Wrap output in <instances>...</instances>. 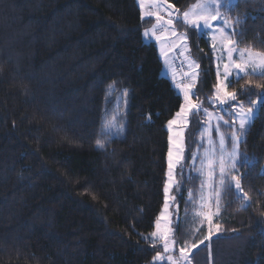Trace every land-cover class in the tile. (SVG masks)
Returning a JSON list of instances; mask_svg holds the SVG:
<instances>
[{"label": "trees", "instance_id": "obj_1", "mask_svg": "<svg viewBox=\"0 0 264 264\" xmlns=\"http://www.w3.org/2000/svg\"><path fill=\"white\" fill-rule=\"evenodd\" d=\"M196 2L168 0L181 12ZM224 8L241 20L237 44L264 51V0ZM154 23L138 0H0V264H168L153 261L163 246L146 237L165 203L167 122L184 99L163 75L157 43L142 35ZM176 24L200 66L193 99L215 108L210 41L182 18ZM247 79L264 83L259 75L232 79L230 91L239 93ZM125 89L123 136L100 137ZM238 99L251 106L248 96ZM190 121L185 164L188 150L200 148L206 116ZM239 152L253 161L237 164L251 207L226 189L216 220L224 238L194 249L192 264H264V110ZM177 178L179 248L198 243L207 227L193 219L203 178L187 169Z\"/></svg>", "mask_w": 264, "mask_h": 264}, {"label": "snow or ice", "instance_id": "obj_2", "mask_svg": "<svg viewBox=\"0 0 264 264\" xmlns=\"http://www.w3.org/2000/svg\"><path fill=\"white\" fill-rule=\"evenodd\" d=\"M235 2L236 0H197L181 14L174 5L168 3V0H139L143 17H151L156 21L151 29L143 32L144 38L163 40L164 36L157 35V32H164L169 29L173 25L171 17L177 14L181 16L182 22L186 26L201 34L210 33L208 39L211 50L218 53L216 59L220 62L217 64V73L220 78L215 86V94L210 98V101L222 108L227 106V109H231V111L225 110L231 120H224L223 115L209 112L203 108L202 102L193 99L195 96L193 89L198 76L195 70L183 74L187 82L181 80L177 83V87L183 91L184 103L180 110L175 113V118L167 122L168 130L171 133L169 136L171 146L167 153L168 173L167 184L164 188L165 203L159 218L155 221V230L146 237L153 242V248L156 247L157 242L162 243L163 246V251L157 252L153 257L154 262L167 261L168 264H191V249L199 250L200 246L210 248L214 236L216 239L224 238L221 234L222 226L214 221L219 218L221 195L226 189L235 191L236 199L241 202L242 208H249L252 204L251 197L244 191L239 177L233 175V172L237 170L238 163L242 165L253 163L247 157L243 160L239 159L241 155L239 145L245 138L246 132L251 129L258 118V113L264 110V83L254 84L251 79H247L245 84L241 85L238 93L236 89L229 90L228 81L231 78L235 82L253 75L264 77V51L254 50L251 47L239 48L237 41L229 35V32L235 33L234 25L241 23V20L239 17L235 20L226 17L220 9L222 6L231 9L235 6ZM161 12L166 13L169 18L166 19ZM220 24H223L224 27H221ZM171 35L182 39V41L187 39L186 33L178 36L175 30L171 31ZM171 47H176V45L172 44ZM234 54L236 58H234ZM187 67L198 69L199 64L192 60L187 64ZM221 67L223 69L222 75L220 73ZM255 89H259V91H255ZM239 94L249 97L250 107H245L244 102L238 99ZM252 95H255L256 99H251ZM127 96V90H122L116 108L112 112L106 111V118L102 121L98 133L100 137L113 139L123 136L125 125L122 119L126 113L120 112L119 108L121 106L127 107ZM106 100L111 102L112 97L106 96ZM200 112H203L208 118L204 123L203 131L200 133V139L202 142L206 141V145L201 144L203 152H200L199 148L195 151L189 149L188 158L191 163L185 164L184 134L191 122L190 117ZM221 122L232 131L227 134L220 131ZM213 129L217 133L216 139H213ZM229 140L231 141V151L228 150ZM96 144L99 149H103L105 140L98 138ZM177 169H179L180 174H184L186 169L190 172L194 170L203 178L200 185L199 203L196 205L199 211L193 212V218L198 219L202 225L206 223L207 234L198 243L189 245L185 242L184 246L178 248L179 255L174 256L173 252L177 250V245L175 237L172 235L173 228L170 224L169 209L170 202L174 203L176 198L169 194L171 190L179 186L175 174Z\"/></svg>", "mask_w": 264, "mask_h": 264}, {"label": "rangeland", "instance_id": "obj_3", "mask_svg": "<svg viewBox=\"0 0 264 264\" xmlns=\"http://www.w3.org/2000/svg\"><path fill=\"white\" fill-rule=\"evenodd\" d=\"M225 6H222L220 11L226 16V11H225ZM179 13L182 14L181 11H179ZM165 18H169L167 17V14L165 13ZM173 19V25L169 28V29H166L164 32H157V35H162L164 36V39L163 40H158L159 41V44L161 46L160 48V54H161V57L163 59V62H164V68H163V75L169 77L175 84V86L177 87V83L180 82L181 80H184L185 82L186 81V78L184 79L183 77V74L178 72L176 70V64L177 62L179 61V59H182V58H185L186 59V62L187 64L194 60L197 64H199L197 62V60L194 58L193 54L191 53V50H190V46H189V39H188V35H187V39L186 41H182V39H178L177 37H174L171 35V31L172 30H175V32L177 33L178 36H180L181 34H184L185 32H182L181 30H179L178 26H177V22L181 19V16L179 14L175 15L174 17H171ZM214 23H218V22H214ZM155 24V23H154ZM221 27H224L223 24H220ZM225 31H228V29H225ZM201 34V33H200ZM205 35L207 38H208V35L209 34H203ZM229 35L231 36L232 39L235 40V37H234V34L229 32ZM148 40V38H146ZM236 41V40H235ZM174 44L176 45V47H171V45ZM237 47L239 48H245V47H242V46H239L237 44ZM165 53H167V55H165ZM218 55V53H214V57H215V63H216V70H217V64L220 63L219 61H217L216 59V56ZM179 58V59H178ZM234 58L235 57V54H234ZM195 70L198 75H199V71H200V66L198 69H190L188 67L187 71L185 73H189L191 71ZM220 73L222 75L223 73V69L222 67L220 68ZM218 74V73H217ZM198 78V76H197ZM220 77H218L219 79ZM231 78L230 80L228 81V85H230L231 83ZM178 91L183 95V91L181 88H178ZM194 90V89H193ZM230 90V89H229ZM215 94V93H214ZM214 96V95H213ZM245 107H248V106H245ZM209 112H213V113H218L220 115H223L224 117V120H231V117L229 115H225L223 113L222 110H226L227 109V106H225L224 108H222L221 106L219 105H215V108H206ZM228 111H231V109H227ZM175 118V117H174ZM207 116H206V121H207ZM204 127V126H203ZM203 131V130H202ZM220 131L224 132V133H229L232 131V129L228 128L226 125H224L222 122H221V127H220ZM171 135V133H170ZM212 135H213V139H216L217 138V133L215 131V129H213V132H212ZM185 136V134H184ZM201 143H204L206 145V141L202 142L200 140ZM201 143H200V152H203V147L201 146ZM171 146V145H170ZM228 150L231 151V141L229 140L228 141ZM184 157H185V153H184ZM197 165H198V162H197ZM176 179L178 180L177 178V175H178V169L176 170ZM233 175L239 177V171L236 170L233 172ZM240 179V178H239ZM178 190L177 188L173 189L170 191V196H175V202L172 203L170 202V209H169V213H170V224H171V227L173 228V233L172 235H174V221H175V218H176V214H177V209L176 208V205H178ZM223 194V193H222ZM221 207H222V195H221V205H220V211H221ZM195 211H199V208L196 207V209L194 210ZM194 219V218H193ZM194 221L198 222L200 225H202L200 223V221L198 219H194ZM216 222V221H214ZM206 224V223H205ZM190 245V244H189ZM184 246V245H183ZM194 249H191L190 250V260H191V254H192V251ZM173 255L174 256H178L179 253H178V247H177V250L173 252ZM191 264H192V260H191Z\"/></svg>", "mask_w": 264, "mask_h": 264}, {"label": "built area", "instance_id": "obj_4", "mask_svg": "<svg viewBox=\"0 0 264 264\" xmlns=\"http://www.w3.org/2000/svg\"><path fill=\"white\" fill-rule=\"evenodd\" d=\"M175 66H176V70L182 74H184L188 69L187 62H186L185 58L179 59V61L177 62V64ZM183 77H184V75H183ZM184 79H185V77H184Z\"/></svg>", "mask_w": 264, "mask_h": 264}, {"label": "crops", "instance_id": "obj_5", "mask_svg": "<svg viewBox=\"0 0 264 264\" xmlns=\"http://www.w3.org/2000/svg\"><path fill=\"white\" fill-rule=\"evenodd\" d=\"M139 1V0H138ZM176 10H178L177 8H175ZM161 14L162 15H164L165 16V13H163V12H161ZM155 23H156V21H155ZM154 25V24H153ZM153 26H151V27H149L148 29H151ZM149 41H154V42H156L157 43V45H158V47H159V51H160V48H161V46H160V44H159V41L158 40H156V39H148ZM161 52V51H160Z\"/></svg>", "mask_w": 264, "mask_h": 264}]
</instances>
